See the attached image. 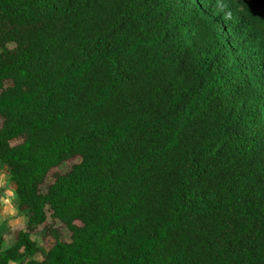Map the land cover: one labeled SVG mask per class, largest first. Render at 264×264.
I'll list each match as a JSON object with an SVG mask.
<instances>
[{"label":"trees","instance_id":"trees-1","mask_svg":"<svg viewBox=\"0 0 264 264\" xmlns=\"http://www.w3.org/2000/svg\"><path fill=\"white\" fill-rule=\"evenodd\" d=\"M0 47V264H264V0H0Z\"/></svg>","mask_w":264,"mask_h":264},{"label":"rangeland","instance_id":"rangeland-1","mask_svg":"<svg viewBox=\"0 0 264 264\" xmlns=\"http://www.w3.org/2000/svg\"><path fill=\"white\" fill-rule=\"evenodd\" d=\"M13 44L8 43L6 44V48H12ZM2 51V48L0 47V52ZM79 161V158H74L69 161H65L61 163L58 167L52 169L48 175L45 178V182L43 185H41L40 190L42 192H45V188L48 184L52 182V173H65L67 172L71 166L74 163H77ZM2 165V164H0ZM4 166V165H3ZM6 174L9 177L8 169L5 166ZM11 190V192L14 194L13 197H10V203L8 207H13L15 209V212L13 215H8V213L4 210L5 205L0 203V234L4 236V242H3V248L8 247L13 242V233L15 231L23 229L26 223V212L25 210H21L17 207V200L15 198V186L13 183L8 180L6 184H0V199H3L5 196H7L8 191ZM46 225H53L55 228L59 229V232L61 234L60 240L61 241H68L69 240V232L68 230L59 223L57 220H53L50 217V213H48L47 220L45 225L40 226L38 230L31 236L35 241L37 242V245L43 250L46 251L47 247L51 245L54 241L51 237H45V226ZM35 259L41 260V256L39 253H37L34 256ZM12 264V263H11Z\"/></svg>","mask_w":264,"mask_h":264},{"label":"clouds","instance_id":"clouds-1","mask_svg":"<svg viewBox=\"0 0 264 264\" xmlns=\"http://www.w3.org/2000/svg\"><path fill=\"white\" fill-rule=\"evenodd\" d=\"M9 180L8 175L6 174L5 166L0 165V184H6ZM13 193L11 190L8 191L7 196H5L3 199H0V203L5 205V211L8 213V215H13L15 212V209L13 207H8L10 200V197H13Z\"/></svg>","mask_w":264,"mask_h":264}]
</instances>
